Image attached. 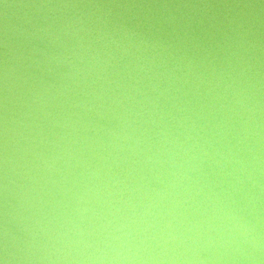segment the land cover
<instances>
[{
	"label": "water",
	"instance_id": "obj_1",
	"mask_svg": "<svg viewBox=\"0 0 264 264\" xmlns=\"http://www.w3.org/2000/svg\"><path fill=\"white\" fill-rule=\"evenodd\" d=\"M0 264H264V0H0Z\"/></svg>",
	"mask_w": 264,
	"mask_h": 264
}]
</instances>
